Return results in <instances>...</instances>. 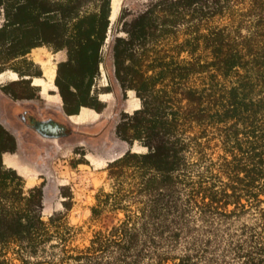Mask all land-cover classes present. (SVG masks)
I'll list each match as a JSON object with an SVG mask.
<instances>
[{
    "label": "trees",
    "instance_id": "1",
    "mask_svg": "<svg viewBox=\"0 0 264 264\" xmlns=\"http://www.w3.org/2000/svg\"><path fill=\"white\" fill-rule=\"evenodd\" d=\"M240 3L234 22L205 27ZM0 9V73L18 74L2 93L33 97L41 71L28 54L64 49L54 77L63 113L105 107L104 65L117 137L146 148L107 163L112 188L91 213L122 217L71 248L64 214L43 218L42 186L25 190L4 164L17 139L0 121V264H12L8 255L19 264H264V0H151L110 44L111 0H0ZM128 90L141 104L132 113L121 110ZM208 133L219 160L207 157Z\"/></svg>",
    "mask_w": 264,
    "mask_h": 264
},
{
    "label": "rangeland",
    "instance_id": "2",
    "mask_svg": "<svg viewBox=\"0 0 264 264\" xmlns=\"http://www.w3.org/2000/svg\"><path fill=\"white\" fill-rule=\"evenodd\" d=\"M151 0H114L113 8L118 4L117 15L111 20L110 27L107 34V44L116 36H126L122 31V23L130 21L144 6ZM246 7V3L237 4L235 12L231 15H224L221 17H214L205 27L224 26L234 22L237 11ZM122 13L123 18L118 21V14ZM3 13L0 9V25L3 23ZM106 46L104 51H106ZM53 51L45 46L38 49L31 50L28 56L31 58L40 57L42 60H50L56 63V58L53 57ZM202 60H208L209 54L206 50L198 49L195 53ZM179 58L188 59L190 55L187 52H182ZM39 70L41 69L40 63H35ZM105 74V67L103 65ZM105 75H100L96 80V87L103 89L101 83L106 82ZM106 78V77H105ZM221 82L228 84V79L218 77ZM199 83L200 80H195ZM135 93L126 91V98L122 99V109L124 101L127 98H137ZM38 103L44 105L49 102V99L44 96H38ZM139 106L140 107V101ZM116 100L110 115L107 118L100 120L95 127L89 125L84 127L85 137H82L77 143H67L57 151L53 157L42 161V165H36L33 161L24 156L21 151L17 150L18 155L6 154L3 156V162L10 166L13 158H18L21 166L28 169L30 172H17L24 179V189L27 190L32 186L41 185L44 192L42 215L47 221L48 217L53 213L61 212L64 214V220L70 227V238L68 239L67 246L71 248H83L88 245L92 234L99 229L109 228L116 223L121 217L120 212L104 211L98 216H93L91 213L92 206L96 203L97 194L101 191L108 192L111 190V180L108 178L106 169L107 163L116 157L117 153H121L130 149L135 152H145L146 148L139 142L134 141L129 144L119 139L115 133V124L120 119V111L114 119L111 118L115 109ZM136 108V109H137ZM135 110V109H134ZM132 111H125L132 113ZM2 114V113H1ZM0 114V121L15 135L14 130L5 122L4 115ZM206 140L205 152L207 157L212 160H219L218 156L224 153L220 147L217 139V134L208 133ZM17 139V138H16ZM208 140V141H207ZM13 163V162H12ZM207 163V162H206ZM202 167H198V172L202 171ZM194 172V171H193ZM196 172V171H195ZM67 195L69 197H67ZM65 203H69L70 208L64 207ZM9 260L12 264H19V262L11 255Z\"/></svg>",
    "mask_w": 264,
    "mask_h": 264
},
{
    "label": "flooded vegetation",
    "instance_id": "3",
    "mask_svg": "<svg viewBox=\"0 0 264 264\" xmlns=\"http://www.w3.org/2000/svg\"><path fill=\"white\" fill-rule=\"evenodd\" d=\"M3 115L16 134L21 153L37 166L64 144L77 143L85 137L83 126L72 125L57 109L40 105L33 98L7 103Z\"/></svg>",
    "mask_w": 264,
    "mask_h": 264
},
{
    "label": "crops",
    "instance_id": "4",
    "mask_svg": "<svg viewBox=\"0 0 264 264\" xmlns=\"http://www.w3.org/2000/svg\"><path fill=\"white\" fill-rule=\"evenodd\" d=\"M113 1L111 0V13H110V19L112 20L113 18L116 17L117 15V10H118V4L116 3V6L113 8ZM39 47L33 48L32 50H36ZM29 57V56H28ZM53 57L56 58V63L50 61V60H42L40 57L35 58H31V60H33L34 63H40L41 64V74L39 76H32L30 78V84L31 86L34 87V96L31 97L33 99H35L36 101H38V96L39 97H44L46 96L49 99V102H46L44 105L46 106H51L55 109H57L66 119L67 121H69L72 125H75L77 127H88L89 125H93V127H95V125H97V123L104 119L107 118L110 115V112L112 111L114 104H115V97L113 95L112 92L106 91L105 89H99L98 90V98L104 102L105 107L100 111L97 112L94 109L88 108V107H81L80 111L78 114H73V115H66L65 113H63L62 111V107H61V97L57 92V88L54 85V77L56 74V65L59 61H63L66 59V52L64 49L62 50H58L56 52L53 53ZM30 58V57H29ZM104 76V73H103ZM18 79V74L7 70L4 71L2 73H0V85H6V83L10 82V81H14ZM104 79H106L104 77ZM51 81V82H49ZM107 82L101 83V87L104 88L106 86ZM128 92H133V90H128ZM135 95V94H134ZM140 101L138 98H127L124 101V111H132L134 109H136L139 106V102ZM16 103V100L11 99L8 95H5L4 93H2L0 91V114L4 113L5 111V107L7 103ZM138 105V106H137ZM1 114V115H2ZM5 120V118H4ZM17 150H19V154H20V148L18 145V141H17V148L14 152L12 153H4V155L6 154H10V155H18L17 154ZM120 153V152H119ZM119 153H117V155H119ZM21 155V154H20ZM116 155V156H117ZM18 158H13V160H11V164L10 167H13L14 169H16V171L18 170L19 172H30L28 169H25L23 166H21L20 162L17 161Z\"/></svg>",
    "mask_w": 264,
    "mask_h": 264
}]
</instances>
